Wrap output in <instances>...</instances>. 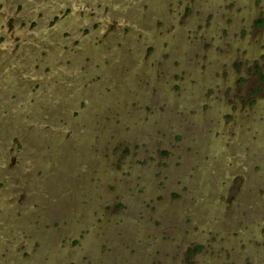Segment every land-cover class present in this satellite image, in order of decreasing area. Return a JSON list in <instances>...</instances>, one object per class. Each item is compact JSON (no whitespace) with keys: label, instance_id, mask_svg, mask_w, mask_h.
I'll list each match as a JSON object with an SVG mask.
<instances>
[{"label":"rangeland","instance_id":"374dc122","mask_svg":"<svg viewBox=\"0 0 264 264\" xmlns=\"http://www.w3.org/2000/svg\"><path fill=\"white\" fill-rule=\"evenodd\" d=\"M0 264H264V0H0Z\"/></svg>","mask_w":264,"mask_h":264}]
</instances>
